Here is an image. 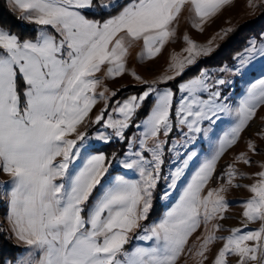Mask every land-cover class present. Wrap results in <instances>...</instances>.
<instances>
[{"label":"snow or ice","instance_id":"obj_1","mask_svg":"<svg viewBox=\"0 0 264 264\" xmlns=\"http://www.w3.org/2000/svg\"><path fill=\"white\" fill-rule=\"evenodd\" d=\"M6 3L19 20L37 27L34 37L21 39L0 25V172L11 178L0 183V202L11 238L23 246L14 260L0 264H179L186 251L205 264L218 241L223 246L212 264H232L233 258L235 264H264V171L248 189L251 199L240 204L244 228L227 230V237L216 235L226 230L220 223L208 230L226 219L224 193L242 187L233 183L238 177L247 178L232 165L215 174L264 108V31L249 37L231 64L201 66L175 89L158 85H169L210 57L213 41L199 45L185 35L187 57L172 56L174 75L149 84L132 73L147 85L138 94L114 100L117 93L107 86L98 91L104 80L97 74L122 76L136 44L143 43L141 62L158 56L176 38L186 7L192 27L202 32L234 0ZM248 7L264 9V0H249ZM101 101L105 107L92 121L96 132L78 131ZM259 135L264 138V131ZM114 142L124 144L122 155L97 146ZM248 148L260 154L254 142ZM238 161L254 163L246 154ZM214 177L225 182L205 195ZM173 193L164 214L144 223L156 201ZM251 223L260 227L245 231ZM201 226L202 243L189 248Z\"/></svg>","mask_w":264,"mask_h":264},{"label":"rangeland","instance_id":"obj_2","mask_svg":"<svg viewBox=\"0 0 264 264\" xmlns=\"http://www.w3.org/2000/svg\"><path fill=\"white\" fill-rule=\"evenodd\" d=\"M249 0H234V3L226 7L222 13L213 18V20L204 25V30L198 31L192 27L190 19V11L186 7L185 11L182 13L178 21L177 35L172 41H169L165 45L161 53L154 59L140 61L139 57L143 51V43L140 42L136 44L131 50L127 57L126 71L122 76L116 77L115 79H107L105 77V70L98 73V77L104 80V84L98 88V91H102L105 86H107L111 91L117 93V97L113 99L123 100L132 94H138L143 89L147 87L146 84L138 82L132 75L134 72L137 76L141 77L143 80L148 81L151 84L153 81L159 80L165 75H174V72L169 71L173 61L172 56L175 55L179 58H186L187 53L184 49L188 47L184 41V36H189L194 42L199 45H207L209 41H213L212 46L216 51L206 58H200L196 66H190L186 69L184 75L177 77L176 80L169 82V85H158V87L171 86L175 89L179 82H184L188 78L193 77L197 74V70L203 66L205 68L215 69L221 64H231L233 56L240 52L246 46V41L249 37L255 36L256 34L264 31V9H257L253 11L248 7ZM9 11L16 18L19 25L22 26V32L24 33L28 28L36 30V25L26 23L17 18V14L13 13L6 3ZM233 29L227 37L221 39L220 33L225 29ZM14 34H17L23 39L21 33L17 31L9 30ZM35 36V35H34ZM33 36V37H34ZM31 38L30 36H28ZM244 88V84L241 82L236 92L239 93L240 89ZM113 104H109V113ZM105 107L104 103L101 101L98 103L89 117L86 118L84 124L80 125L78 131L87 132L90 135L94 134L99 127L92 123L95 117L100 113V111ZM146 110V109H145ZM106 113L105 115H108ZM143 116V112L141 113ZM221 129L227 128L224 123L220 124ZM264 131V108H261L256 117L251 121L248 128H246L240 136L238 142L228 149L218 162L216 169V176H219L229 165H232L240 174L247 178H237L234 180V184L242 185V187H229V190L224 193L225 199L229 202V209L225 213L226 219L223 221L217 220L213 221L212 224L208 225V230H212V225L215 223H220L225 231L217 232L216 235L227 237L231 235L230 229L234 228H244V224L247 223L243 217L244 209L240 206L241 202L251 199L252 193L248 190L251 185L257 182L258 173L264 171L260 164H264V138H261L259 133ZM69 138H75V136H70ZM254 142L257 146L260 154L253 155L248 148L249 142ZM102 151L106 154L111 155L113 152L118 155H122L125 151V146L122 143L114 142L108 145L97 144ZM241 154H246L254 163L249 166L238 161V157ZM113 169L115 172H120L121 169L116 167L114 164ZM135 178V177H133ZM11 178L2 172H0V183L8 184ZM225 181L217 180L215 177L210 181L208 187L205 189V195L207 191L213 187H218ZM164 183L161 182L159 188L157 189V197L159 196L160 190L163 189ZM176 198V193L167 201L157 200L152 214L149 220L144 223H151L157 221L167 210V206L170 205ZM260 227L259 223L248 224L245 231L255 230ZM206 234L204 226H201L189 239V248H198L200 243H202V237ZM135 240V236H133ZM223 246V241H218L215 245L211 247L208 254L209 259L205 264H212L215 254ZM129 248L132 245H128ZM23 246L18 245V242L11 238L10 225L5 219V205L0 202V260H7L14 258L22 250ZM179 264H196V260L191 258L189 253L186 251L185 255L181 258ZM232 264H235V258L232 260Z\"/></svg>","mask_w":264,"mask_h":264},{"label":"trees","instance_id":"obj_3","mask_svg":"<svg viewBox=\"0 0 264 264\" xmlns=\"http://www.w3.org/2000/svg\"><path fill=\"white\" fill-rule=\"evenodd\" d=\"M0 25L4 26L8 30L17 31L23 34L22 37H33L35 35V30L28 28L24 33L22 32V26L18 24L16 18L9 11L6 0H0Z\"/></svg>","mask_w":264,"mask_h":264}]
</instances>
